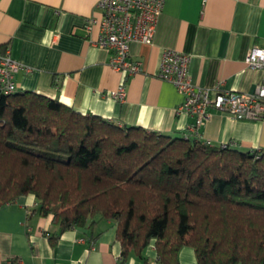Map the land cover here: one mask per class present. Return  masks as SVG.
Masks as SVG:
<instances>
[{
    "label": "trees",
    "instance_id": "1",
    "mask_svg": "<svg viewBox=\"0 0 264 264\" xmlns=\"http://www.w3.org/2000/svg\"><path fill=\"white\" fill-rule=\"evenodd\" d=\"M24 194L60 231L112 220L119 264L130 253L146 260L150 244L162 264H180L183 246L196 264H264V151L118 125L33 91L0 92V206Z\"/></svg>",
    "mask_w": 264,
    "mask_h": 264
},
{
    "label": "crops",
    "instance_id": "2",
    "mask_svg": "<svg viewBox=\"0 0 264 264\" xmlns=\"http://www.w3.org/2000/svg\"><path fill=\"white\" fill-rule=\"evenodd\" d=\"M99 0H0V53L28 65L32 72L15 74L17 91L57 98L82 114H94L118 125L140 126L171 137H184L193 117L177 113L182 95L158 76L163 49L190 56L193 83L250 92L261 72L247 66L253 45L264 46V0H165L150 43L133 41L132 60L142 69L125 79L123 101L112 97L122 74L109 65L110 52L93 42L90 17L98 20ZM200 139L241 151H264V120H240L211 111L199 129ZM30 194L0 206V264H119L121 245L112 220L98 218L92 228L60 231L52 216L41 215ZM57 236L53 242L51 236ZM146 264L156 260L153 244L144 251ZM19 260L20 262H17ZM130 254L127 264H145ZM180 264H195L191 247L178 253Z\"/></svg>",
    "mask_w": 264,
    "mask_h": 264
},
{
    "label": "built area",
    "instance_id": "3",
    "mask_svg": "<svg viewBox=\"0 0 264 264\" xmlns=\"http://www.w3.org/2000/svg\"><path fill=\"white\" fill-rule=\"evenodd\" d=\"M164 2L99 0L100 19L90 17L84 25L86 31L90 32L93 24L98 22V36L93 43L110 52L109 65L122 74V82L112 92V97L118 101H123L126 95L125 79L142 69L140 59L132 60L129 57L130 44L133 41H152ZM189 61L187 53L166 48L162 50L158 70V76L174 84L182 95L176 112L193 117V122L186 128L187 136L212 145L209 140L202 141L199 132L210 118L211 111H219L240 120H264V46L253 45L245 56L247 66L261 72V81L250 92L223 89L220 81L211 88L196 85L188 73ZM32 69L30 65L13 58L8 49L0 53V92H16L15 74H28ZM221 146L225 147V144ZM11 262L12 259H9L8 263Z\"/></svg>",
    "mask_w": 264,
    "mask_h": 264
},
{
    "label": "rangeland",
    "instance_id": "4",
    "mask_svg": "<svg viewBox=\"0 0 264 264\" xmlns=\"http://www.w3.org/2000/svg\"><path fill=\"white\" fill-rule=\"evenodd\" d=\"M192 249V251H193V255H194V260H195V264H196V257H195V254H194V250H193V248H191ZM131 254V253H130ZM129 254V255H130Z\"/></svg>",
    "mask_w": 264,
    "mask_h": 264
}]
</instances>
